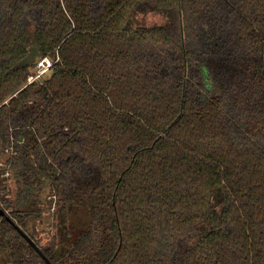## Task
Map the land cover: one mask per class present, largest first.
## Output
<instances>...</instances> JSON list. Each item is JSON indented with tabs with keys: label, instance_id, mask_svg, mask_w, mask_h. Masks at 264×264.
I'll use <instances>...</instances> for the list:
<instances>
[{
	"label": "trees",
	"instance_id": "obj_1",
	"mask_svg": "<svg viewBox=\"0 0 264 264\" xmlns=\"http://www.w3.org/2000/svg\"><path fill=\"white\" fill-rule=\"evenodd\" d=\"M0 210L2 264H264V0H0Z\"/></svg>",
	"mask_w": 264,
	"mask_h": 264
},
{
	"label": "rangeland",
	"instance_id": "obj_2",
	"mask_svg": "<svg viewBox=\"0 0 264 264\" xmlns=\"http://www.w3.org/2000/svg\"><path fill=\"white\" fill-rule=\"evenodd\" d=\"M164 21V16L160 13H151L145 16L142 15H138L134 18L133 23L134 26H146V27H150V26H155V25H161ZM32 49V48H30ZM27 60L31 63V64H37V57L35 55V52L33 50H30L29 55L27 57ZM35 68L33 69L32 73H34ZM42 213L45 214L46 211H44V208L42 209ZM80 217L78 219H73L72 224L73 226H75L76 224L80 223V222H84L86 219L85 214L80 213ZM45 217H47L48 215H44ZM74 222V223H73ZM25 233L26 234H32L34 236L35 239H38L41 241V243H43L44 241L48 240L47 237L48 233L46 230V224H45V220H38L35 218H30V220H28L27 223V227L25 228ZM0 264H2V260L0 259Z\"/></svg>",
	"mask_w": 264,
	"mask_h": 264
},
{
	"label": "built area",
	"instance_id": "obj_3",
	"mask_svg": "<svg viewBox=\"0 0 264 264\" xmlns=\"http://www.w3.org/2000/svg\"><path fill=\"white\" fill-rule=\"evenodd\" d=\"M53 65V62L48 58H43L37 62L35 65L34 73L28 76L27 83H32L38 80L41 76L48 73ZM4 176H7V172L5 171Z\"/></svg>",
	"mask_w": 264,
	"mask_h": 264
},
{
	"label": "water",
	"instance_id": "obj_4",
	"mask_svg": "<svg viewBox=\"0 0 264 264\" xmlns=\"http://www.w3.org/2000/svg\"><path fill=\"white\" fill-rule=\"evenodd\" d=\"M0 216L1 217L5 216V213L2 210H0ZM6 220L9 221L14 226L15 230L26 240V242L35 250V252L42 258V260L46 264H50L47 258L42 254L40 249L33 243V241L28 236L25 233H23V231L18 226H16L13 222H11L9 218H6Z\"/></svg>",
	"mask_w": 264,
	"mask_h": 264
}]
</instances>
